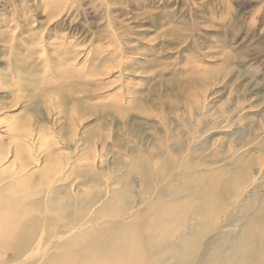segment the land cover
<instances>
[{
    "label": "rangeland",
    "instance_id": "1",
    "mask_svg": "<svg viewBox=\"0 0 264 264\" xmlns=\"http://www.w3.org/2000/svg\"><path fill=\"white\" fill-rule=\"evenodd\" d=\"M115 32L123 53L112 45ZM139 60L146 65L136 67L142 65ZM61 71L69 72L73 86L60 93ZM85 79L90 92L72 94L70 87L80 90ZM58 97L66 101L57 108L53 99ZM74 102L81 108L73 110ZM200 104H206L208 118L197 115ZM73 117L77 132L69 128ZM216 118L222 128L212 133L223 143L205 156L237 146L247 125L253 127L250 137L264 138V0H0V143L9 152L0 171L20 162L15 151L21 141L10 128L18 124L33 137L41 128L45 145L56 150L53 167L70 170V162L78 160L79 195L84 196L96 190L88 169L115 177L113 171L125 167L119 160L129 164L127 153L151 147L165 130L182 139L201 119L215 130ZM115 143L124 146L122 152ZM48 146L39 165L46 162ZM241 149L257 155L254 146ZM194 152V158L201 153ZM2 256L0 264H32L29 255Z\"/></svg>",
    "mask_w": 264,
    "mask_h": 264
},
{
    "label": "bare ground",
    "instance_id": "2",
    "mask_svg": "<svg viewBox=\"0 0 264 264\" xmlns=\"http://www.w3.org/2000/svg\"><path fill=\"white\" fill-rule=\"evenodd\" d=\"M43 4L47 10L51 7ZM113 37L112 45L123 53L116 32ZM136 63V67L146 65L140 60L142 65ZM152 64L162 62L153 60ZM58 75L61 93L73 79L69 72ZM89 82L80 90L70 87L72 94L90 92ZM64 99H53L52 105L57 107ZM201 106L197 115L208 118L203 111L208 110L206 104ZM77 107L81 105L74 102L72 109ZM224 113L219 112L228 122ZM73 118L69 128L77 132ZM214 120L215 130L209 131L211 122L205 125L201 119L200 124H191L182 139H174L176 131L165 130V136H157L151 147L127 153L130 166L119 160L125 167L113 171L115 177L88 169L96 190L85 191L84 196L79 195L78 160L70 162V170L62 163L53 167L50 161L56 150L47 145L50 153L44 165H39L41 150L47 148L41 128L33 137L31 131L21 132L18 124L12 126L10 133L21 141L15 151L20 162L0 171V258L11 252L13 259L29 255L32 264H264V138L250 137L253 127L247 125L237 146L205 156L216 143H223L212 133L222 128L218 126L222 120ZM254 128H258L256 134L261 130ZM198 134L202 140L195 147ZM113 146L121 152L124 149L118 143ZM250 146L256 147V156L243 153L241 148ZM5 148L0 143V164L9 153ZM194 151L201 152L196 163Z\"/></svg>",
    "mask_w": 264,
    "mask_h": 264
}]
</instances>
